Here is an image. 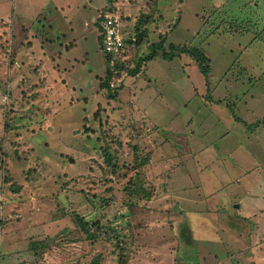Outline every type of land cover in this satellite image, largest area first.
I'll list each match as a JSON object with an SVG mask.
<instances>
[{
    "label": "rangeland",
    "instance_id": "1",
    "mask_svg": "<svg viewBox=\"0 0 264 264\" xmlns=\"http://www.w3.org/2000/svg\"><path fill=\"white\" fill-rule=\"evenodd\" d=\"M42 1L0 0V264H120L123 256L129 264H264V0L247 15L245 0H181V11L180 0H93L103 3L88 25L95 50L54 77L37 64L47 56L27 72L16 57L17 20L32 21ZM62 1L71 0L55 4ZM105 13L120 18L123 36L144 32L137 54L126 49L111 61L126 62L113 67L111 89L102 86L110 66L97 24ZM159 41L167 50L203 47L209 81L175 51L164 58L159 50L131 75L134 55ZM159 104L169 115L162 122ZM107 146L121 167L108 162ZM141 158L151 200L126 188ZM77 214L99 241L83 238ZM188 219L191 249L179 234Z\"/></svg>",
    "mask_w": 264,
    "mask_h": 264
},
{
    "label": "crops",
    "instance_id": "2",
    "mask_svg": "<svg viewBox=\"0 0 264 264\" xmlns=\"http://www.w3.org/2000/svg\"><path fill=\"white\" fill-rule=\"evenodd\" d=\"M49 1L50 0H44L42 2L48 4ZM51 1L54 3V7L48 6L49 8L48 15H45V7L47 6V4H42L39 5L41 11L38 12L37 16L32 21L22 22L18 19L15 28L16 27L19 28V34L17 33L18 31L17 32L15 31V34L17 35L16 39L18 41V43L16 42L18 48V53L16 57L18 58V60H21L18 63H21L22 70L27 72L29 68H33L36 66L37 59L44 58L47 56L44 59V61L40 60L37 64H39V67L48 69L47 74H49V76L54 77V75L55 76L59 75L60 72L63 75L66 73L71 74L72 70H74V68L71 70H64L63 67L69 68V67H73L74 64L77 65L80 63L81 66H83L89 61V58L91 56L90 51H93V48L95 50V46L93 47V44L89 45L90 42L89 39L93 36L94 29L93 30L89 29L88 25L92 19L95 21L96 17L102 10L101 9L102 7L100 6H102L103 3L97 4L96 2H93V0H71L66 2L62 1L55 4V0H51ZM245 2L246 5L250 7L242 8L241 9L242 15L243 14L247 15L248 9L252 11L251 5H249L250 1L245 0ZM222 3L224 2L222 1ZM253 3H255L256 5L259 4L256 1L250 2V4ZM182 4L183 3L180 0L177 7L178 11H181L179 7ZM175 5L176 4H173L172 8H174ZM220 8L223 9L225 8V6H223V4H220ZM99 9L101 10L99 11ZM244 11L246 12L244 13ZM56 12H59V14H56ZM220 13L224 16L222 11H220ZM41 14L43 15L44 19H41L42 23L38 24L37 23V20H39L38 16H40ZM97 24H99V22H97ZM81 27L83 28L81 29ZM97 32H100V30H98ZM44 38H46L45 42L43 41ZM71 40L72 41L77 40L79 42V46L76 48H74V46H71L70 44ZM84 42H86L87 45L86 43L84 45ZM97 46H99V44H97ZM99 48L102 50L101 45L99 46ZM66 50L68 51V53L65 52ZM83 52H85V56H83ZM72 56H77L76 59H80V61L76 60L72 63L70 61ZM45 60H49L50 62L47 63V61ZM43 62L45 63L46 67L44 66ZM67 64H71V65H67ZM76 72L77 71H75L74 73ZM150 79L152 82H154L153 77H151ZM151 103L152 101L146 103L148 109L149 108L152 109ZM159 110L160 112L158 116L160 118L159 120L162 122V118H164L165 116L169 117V115L166 113L167 111L165 110L164 106L161 104H159ZM152 112L154 115H156L153 109ZM164 128H166V124ZM222 169L223 168H221V171ZM223 172H224L223 174L227 175L225 170H223ZM185 217L187 218L186 215ZM189 221L190 220L188 219L187 221L184 222H186L188 224L187 227L191 229ZM244 245H242L243 249L241 248L242 249L241 252L237 253L236 259L237 256L241 257L243 250H245ZM228 260L230 261V259Z\"/></svg>",
    "mask_w": 264,
    "mask_h": 264
},
{
    "label": "trees",
    "instance_id": "3",
    "mask_svg": "<svg viewBox=\"0 0 264 264\" xmlns=\"http://www.w3.org/2000/svg\"><path fill=\"white\" fill-rule=\"evenodd\" d=\"M256 2L260 3L259 0H256ZM221 4H223V3H221ZM253 4H255V3H253ZM253 4L249 3V5H251L252 9L255 8V6H253ZM216 6L220 8V5H216ZM217 12L219 13L220 9H218ZM220 15L222 17H224L221 13H220ZM248 21H250V20H248ZM220 22L225 23V19L222 18ZM138 31H139L138 35H136L132 31L127 32L126 33L127 36L125 35V39H124L125 46L128 47L129 49L133 50L135 54H137V48H139V46L141 44V40L143 39V36H144V32L143 31H141L139 29H138ZM134 35H136L135 38H134ZM169 48L170 49L167 50L164 47L163 41H159V42L153 43L151 45V52L150 53H148L147 55L141 56L140 58L137 59V61L135 60L136 55H134L133 61L130 62L131 63L130 65L132 66V68L130 69L131 75H137L138 72L142 68L145 67V66H143L145 64V62H149V60H151V59L157 57L158 55H160L159 54V50H162L163 52H162L161 55L164 58H168V57L172 58V57H174V55L177 52H179V55L187 53L189 56H191L190 60L194 61V63L193 64L191 63L190 65L195 66L203 74V76L205 77L206 81H209V77H210L211 70H212V68H211V60L208 57V55L205 52V50L203 49V47H201L199 45H193V46L182 45L181 46L180 44L172 42V43L169 44ZM173 51H175V54H174ZM107 56H108V60H107L106 66H110V67H107L108 69L106 68V73L102 77V82H103L102 86H104V87L106 86L109 89H111L110 88V79H111V77L113 75V71L116 72L118 67L121 66L123 63H126V62H124L125 60H124L123 57H119L118 61L116 62L117 64L113 66L111 61L114 60L116 58V56H114V54L111 53V52H107ZM187 66H189L188 63H186L185 67H187ZM113 67H116L117 69H114ZM116 86L114 88H116ZM114 95L115 94L112 93V96H114ZM244 96H245V94H244ZM11 110L13 111V109H11ZM8 116H9V114H8ZM10 116H14V115H10ZM112 136L116 137L115 134L112 135ZM117 138L119 140H122L120 135H118ZM2 139H4V136H3ZM135 153H138V151L136 149H135ZM105 157H106V159L108 160L109 163L113 162V165H114V167H116V169L118 167H121L118 164L119 161H117L116 154H113L109 150V146H107V148L105 150ZM136 161L139 162V164H135V166L137 167L138 173H136V175L134 177H131L128 180V183L126 184V188H127L128 192H129L130 196H141V197L147 198L148 200H151L153 198V194H154L155 189H154V184H153L152 180L149 178L148 174L146 173L145 169L143 168V165L147 164L146 158H141L140 161L138 159H136ZM105 180L109 181L110 178L106 177ZM145 180L148 181V186L147 187H145L142 184V182L145 181ZM76 220H77V224H78L79 229L81 228L83 230V238L84 239H88L89 241H92L94 243L97 242L96 240L99 239L101 233L96 231L92 227L91 223L89 221L85 220L83 217L79 216V214L76 215ZM98 225H99V223H98ZM187 226H188V224L186 222H183L181 224L180 233H179L180 237H181L180 240H182L184 242L183 243L184 247H186L187 249H191V247L194 244L193 243L194 241L187 239V238H189L188 235L190 234ZM115 246H118V244L117 245L113 244V246H112L113 249L115 248ZM192 257H194L195 259L197 258L195 256H192ZM130 260H131L130 256H128L127 258L125 256H123L121 258V260L119 259V262H120V264H129ZM94 264H97V262H95Z\"/></svg>",
    "mask_w": 264,
    "mask_h": 264
},
{
    "label": "built area",
    "instance_id": "4",
    "mask_svg": "<svg viewBox=\"0 0 264 264\" xmlns=\"http://www.w3.org/2000/svg\"><path fill=\"white\" fill-rule=\"evenodd\" d=\"M112 14L105 13L99 22L103 37V46L107 52L113 53L114 56L122 55L129 48L125 46V35L123 36L121 33L120 18Z\"/></svg>",
    "mask_w": 264,
    "mask_h": 264
},
{
    "label": "clouds",
    "instance_id": "5",
    "mask_svg": "<svg viewBox=\"0 0 264 264\" xmlns=\"http://www.w3.org/2000/svg\"><path fill=\"white\" fill-rule=\"evenodd\" d=\"M103 16V15H102ZM125 35V34H124Z\"/></svg>",
    "mask_w": 264,
    "mask_h": 264
}]
</instances>
